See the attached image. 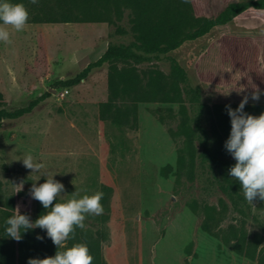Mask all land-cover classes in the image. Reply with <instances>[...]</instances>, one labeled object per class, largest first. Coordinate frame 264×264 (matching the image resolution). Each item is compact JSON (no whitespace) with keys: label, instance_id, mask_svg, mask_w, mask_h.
I'll use <instances>...</instances> for the list:
<instances>
[{"label":"rangeland","instance_id":"374dc122","mask_svg":"<svg viewBox=\"0 0 264 264\" xmlns=\"http://www.w3.org/2000/svg\"><path fill=\"white\" fill-rule=\"evenodd\" d=\"M241 1L247 0H8L24 4L29 18L22 31L6 26L10 42L0 41V102L14 111L52 95L30 114L0 123V210L12 197L14 209L19 204L34 222L40 203L28 192L50 172L65 186L60 202L76 190H105L103 215H87L84 230L101 240L106 264H258L234 245L245 235L264 248V200L252 205L241 192L244 201L235 205L221 191L200 157L187 88L208 106H239L254 88L264 93V11L249 9L170 52L186 70V83L171 75L166 55H150L141 64H105L75 87H54L111 45H128L154 28L215 18ZM115 69L137 76L139 91L162 75L174 100L113 99ZM108 102L119 123L102 118ZM252 105L264 113V94L249 99L246 106ZM25 153L44 168L31 174L19 160Z\"/></svg>","mask_w":264,"mask_h":264},{"label":"trees","instance_id":"16d2710c","mask_svg":"<svg viewBox=\"0 0 264 264\" xmlns=\"http://www.w3.org/2000/svg\"><path fill=\"white\" fill-rule=\"evenodd\" d=\"M249 9L264 11V0H247L229 4L215 18H195L167 27L154 28L138 34L135 41L128 45H111L101 56L93 62H90L73 78L58 80L54 87L72 88L86 80L90 74L105 64H141L150 61L154 55H168L177 50L187 41H195L206 36L216 27H223L230 24L236 17ZM171 63V75L178 81L186 83L188 75L186 70L172 56H167ZM138 78L127 72L118 73L115 69L110 74L109 84L113 99H122L132 96L134 100L148 99L149 97L159 96L164 101H173L175 91L173 86L168 90L169 85L164 81L162 75L158 74L149 84L146 91L137 89ZM187 94L191 103L194 105L195 115L193 118L194 131L198 136L200 146V157L202 162L206 163L216 180L219 183L221 191L235 204L244 201L241 195L242 190L237 180L228 175V170L233 162L226 159L230 154L226 151L224 145L231 132V120L226 111V105L208 106L201 102L200 95L193 88H187ZM51 92H46L33 100L28 106L9 111L4 104L0 102V123L3 120H15L30 114L41 102L50 97ZM101 116L103 119L111 118L114 123H119L118 113H112V103L103 104ZM233 109L237 105H231ZM245 112L259 116L262 112L260 106H245ZM210 124V129L206 125ZM103 194L105 190L102 191ZM60 202V201H57ZM105 202V196L101 203ZM40 203V202H39ZM55 203V202H54ZM14 198L6 201L4 209L0 210V264H27L29 258H46L54 256L57 247L52 240L47 237L46 230L36 228L22 233V240L16 241L7 236L6 220L13 215ZM43 206L40 203L35 220L44 213ZM34 220V221H35ZM205 229H208L206 225ZM23 232V229L21 230ZM37 236H43V240L36 239ZM75 243H84L88 246L90 254L93 256L92 264H106L102 255L101 240L96 238L88 230L76 228L72 237L66 242V247H71ZM234 249L240 255L251 260H256L258 264H264V248L253 243H249L245 235L241 236ZM63 250V249H62Z\"/></svg>","mask_w":264,"mask_h":264},{"label":"clouds","instance_id":"9594fccd","mask_svg":"<svg viewBox=\"0 0 264 264\" xmlns=\"http://www.w3.org/2000/svg\"><path fill=\"white\" fill-rule=\"evenodd\" d=\"M31 3L36 4L38 0H31ZM28 18L29 13L24 4L0 0V41L10 42V33L6 26L22 31ZM262 94L264 93L259 88H254L243 97L237 108L226 105L231 120V132L224 147L236 161L229 167L228 175L239 182L245 200L252 205L257 198L264 200V113L259 116L249 114L245 112V106L249 99L259 101ZM19 160L26 169L31 170V174L44 168V164L37 162L31 153H25ZM55 175L45 173L42 175L46 178L45 182L38 183L41 178L38 179L32 183L28 192V195L39 201L46 211L33 222L28 214H21V206L18 204L13 209V215L5 222L6 234L19 242L22 240V233L36 228L46 230L47 237L58 249L56 254L43 259L29 258L27 264H92L93 256L86 244L75 243L66 247V242L77 227L85 228L87 215H103L101 200L104 194L96 191L91 195H81L80 191L76 190L69 195L71 198L57 202L58 197L65 192V186L54 179ZM17 186L19 191L23 190V183ZM36 239L43 240L44 237L37 236Z\"/></svg>","mask_w":264,"mask_h":264},{"label":"built area","instance_id":"2783aa9c","mask_svg":"<svg viewBox=\"0 0 264 264\" xmlns=\"http://www.w3.org/2000/svg\"><path fill=\"white\" fill-rule=\"evenodd\" d=\"M66 92H68V91H66Z\"/></svg>","mask_w":264,"mask_h":264}]
</instances>
